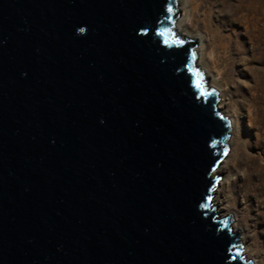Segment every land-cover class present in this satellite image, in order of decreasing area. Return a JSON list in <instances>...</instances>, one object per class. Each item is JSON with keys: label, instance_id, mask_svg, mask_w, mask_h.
<instances>
[{"label": "water", "instance_id": "water-1", "mask_svg": "<svg viewBox=\"0 0 264 264\" xmlns=\"http://www.w3.org/2000/svg\"><path fill=\"white\" fill-rule=\"evenodd\" d=\"M181 7L0 0V264H253Z\"/></svg>", "mask_w": 264, "mask_h": 264}, {"label": "bare ground", "instance_id": "bare-ground-1", "mask_svg": "<svg viewBox=\"0 0 264 264\" xmlns=\"http://www.w3.org/2000/svg\"><path fill=\"white\" fill-rule=\"evenodd\" d=\"M226 5L229 6L228 13L215 15L211 9L213 4L209 0H199L192 4H189V0H182L180 21H188L194 28L185 30L179 27L178 30L180 34L199 41L198 62L208 77L212 76L213 67H207L203 54L209 57L210 63L217 68L220 74L231 77L233 83V90L230 91L231 104L234 106L237 104L240 109H245L250 114L251 119L249 121L254 127V121H259V118L263 116L264 48L261 47L259 39H256L253 26L256 25L255 17L261 16L257 12L260 10L259 7L264 8V0H238L232 7L227 0ZM232 9H234L233 13ZM236 13L243 16V22L248 26L247 32H245V43L248 46L237 39V32L232 29L234 25L239 26V22L235 23L236 21L233 22L230 19L232 15H237ZM198 32H203L205 39L202 40L196 35H191V33L197 34ZM240 53H245L248 59L243 58L244 66L241 69H233V65L238 64L235 61V55H240ZM211 83L218 92L229 119L230 145L234 148L235 138L238 136V125L235 121L237 112L225 103L226 91L222 89L220 84L213 81ZM232 147L222 164V169L229 165L233 155ZM257 161L258 157L256 156L249 161L252 163L246 167L244 174L241 175L243 177L241 181L237 179V174H227L222 178L220 176V198L222 205L230 215L233 212L229 209L232 202L236 201L237 196L241 197L240 203L243 206L245 216L248 213H253L252 220L255 233L253 247L255 246V249L247 244L246 229L240 226L238 216L234 213L233 216L252 263L264 264V206H262L263 202L256 192V181L259 177ZM246 220L244 219V221Z\"/></svg>", "mask_w": 264, "mask_h": 264}, {"label": "rangeland", "instance_id": "rangeland-1", "mask_svg": "<svg viewBox=\"0 0 264 264\" xmlns=\"http://www.w3.org/2000/svg\"><path fill=\"white\" fill-rule=\"evenodd\" d=\"M199 0H189V4L195 3ZM213 6L211 9L215 12V15L218 14H226L229 12V6L227 4V0H209ZM238 0H228V3L232 7ZM259 13L261 16H256L254 22L256 25H254V34L256 36V39H259V43L261 44V47L264 48V8L259 7ZM232 9V13H233ZM182 14V12H181ZM180 14V17H181ZM237 15L231 16V21H236L235 23L239 22V26H232V29L237 32V39L241 41V43L246 45L245 43V37L248 26L243 22V16L240 13H236ZM244 14V12H243ZM180 17L178 18L176 22V28L177 30L179 27L190 30L193 29L194 26L190 25L188 21H180ZM229 19V20H230ZM228 29V28H227ZM179 32V30H178ZM191 32V31H190ZM180 33V32H179ZM192 36L196 35L199 39H205L203 32H198L197 34L191 33ZM248 46V44H247ZM208 51V50H207ZM204 55V62L207 65V67L212 68V76L208 77L205 73V75L208 77L210 82H216V84H220L222 89L226 91L225 96V103L229 105V108H234L237 112L235 121L238 125V136L235 138L234 148L230 145L229 150L231 147L233 148V155L231 156V160L229 162V165L222 169V173L220 174L221 178L224 175L227 174H237V179L242 180V176L245 172L246 167H248L249 164L252 162H249L254 156L258 157V161L256 162L258 166V180L256 181V192L259 194V199L262 200L264 206V104H263V116L259 118V121H254L255 126L250 123V114L245 109H240L238 105L235 106L232 103V97L230 96V91L233 90V83L231 82V77L228 75H222L219 73L217 68L214 67L210 63L209 57L206 54ZM256 56V55H255ZM236 63H238L236 66L233 65V69H241L242 66H244L243 58L248 57L245 55V53H240V55H235ZM258 58V56H256ZM230 81V84H229ZM236 99V98H235ZM229 153V152H228ZM249 162V163H247ZM247 163V164H246ZM259 187V188H258ZM241 197L237 196L236 201L232 202L231 208L229 209L234 214H236L239 218V224L240 226L246 229V241L249 246H251L253 249H255L254 245V230H253V220L252 216L253 213H248L245 216V212L243 210V206L240 203ZM224 206V205H223ZM233 213L231 216L234 218ZM244 219H247L244 221Z\"/></svg>", "mask_w": 264, "mask_h": 264}]
</instances>
